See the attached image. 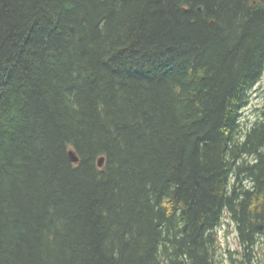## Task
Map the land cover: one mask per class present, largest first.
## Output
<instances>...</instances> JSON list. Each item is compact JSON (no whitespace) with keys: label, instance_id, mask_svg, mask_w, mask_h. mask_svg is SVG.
<instances>
[{"label":"trees","instance_id":"16d2710c","mask_svg":"<svg viewBox=\"0 0 264 264\" xmlns=\"http://www.w3.org/2000/svg\"><path fill=\"white\" fill-rule=\"evenodd\" d=\"M263 71L264 0H0V264H220L224 214L250 249Z\"/></svg>","mask_w":264,"mask_h":264},{"label":"rangeland","instance_id":"374dc122","mask_svg":"<svg viewBox=\"0 0 264 264\" xmlns=\"http://www.w3.org/2000/svg\"><path fill=\"white\" fill-rule=\"evenodd\" d=\"M264 116V71L259 80L248 91V98L240 110L242 128L250 127L258 118ZM215 257L220 264H264V238L259 239L250 249L238 240L235 223L227 214L216 228Z\"/></svg>","mask_w":264,"mask_h":264},{"label":"water","instance_id":"95a60500","mask_svg":"<svg viewBox=\"0 0 264 264\" xmlns=\"http://www.w3.org/2000/svg\"><path fill=\"white\" fill-rule=\"evenodd\" d=\"M68 154H69L70 159L73 162H77L78 161V156L75 154V152L72 149H70L68 151ZM103 160H104V157L103 156H100L98 158V160H97L98 166H102Z\"/></svg>","mask_w":264,"mask_h":264}]
</instances>
